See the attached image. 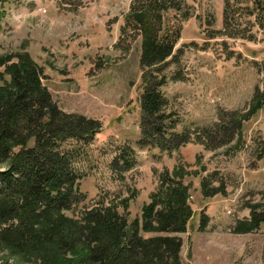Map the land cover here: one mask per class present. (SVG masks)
Masks as SVG:
<instances>
[{"label":"rangeland","instance_id":"374dc122","mask_svg":"<svg viewBox=\"0 0 264 264\" xmlns=\"http://www.w3.org/2000/svg\"><path fill=\"white\" fill-rule=\"evenodd\" d=\"M142 1L9 0L5 5L0 60L10 66L21 57L31 59L44 71V86L62 111L104 126L78 164L86 199L68 215L81 218L85 209L137 191L129 219H140L162 174L183 168L197 216L182 236V264H263L264 226L248 235L233 231L250 219L252 206L264 210V106L248 116L256 95L264 93V0H233L229 31L225 0H180L182 11L169 12L174 26L186 7L192 12L183 24L176 61L163 75L175 132L192 135L172 155L141 145L144 38L131 15ZM11 81L0 66V88ZM222 122L236 127L230 140L217 127ZM203 181L220 194L205 199ZM202 216L209 218L204 233ZM24 260L0 247V264H31Z\"/></svg>","mask_w":264,"mask_h":264},{"label":"trees","instance_id":"16d2710c","mask_svg":"<svg viewBox=\"0 0 264 264\" xmlns=\"http://www.w3.org/2000/svg\"><path fill=\"white\" fill-rule=\"evenodd\" d=\"M8 1L0 0V35ZM232 1L225 0L224 27L228 31L235 19L228 9ZM142 2L131 15L136 31L144 38L141 68L146 72V90L141 99V145L172 155L189 144L192 135L175 132L177 121L162 93L168 82L163 75L176 61L183 24L192 12L186 7L180 24L174 26L169 12H181L182 1ZM256 3L261 4V0ZM0 66L12 77L9 87L0 88V247L31 264H182V236L197 216L192 208V188L182 179L184 169L162 174L160 187L140 219H129L137 191L129 198L118 196L113 200L116 202L85 209L81 218L70 217L68 213L86 199L80 187L83 175L79 161L104 126L62 111L44 86V71L31 59L21 57L10 66L2 59ZM263 106L264 93H258L248 116ZM217 127L227 140L235 134L236 127L224 122ZM124 171H129V166ZM202 189L207 200L220 194L219 189L208 188L206 181ZM262 209L252 206L250 219L239 222L233 233L259 231L264 226ZM208 223L209 218L202 216L200 232L206 231ZM144 234L154 236L146 238Z\"/></svg>","mask_w":264,"mask_h":264},{"label":"crops","instance_id":"0c3cea01","mask_svg":"<svg viewBox=\"0 0 264 264\" xmlns=\"http://www.w3.org/2000/svg\"><path fill=\"white\" fill-rule=\"evenodd\" d=\"M211 40V39H210ZM175 54H176V51H175Z\"/></svg>","mask_w":264,"mask_h":264}]
</instances>
